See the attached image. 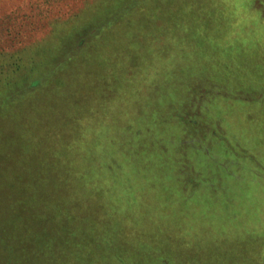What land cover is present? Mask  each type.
Listing matches in <instances>:
<instances>
[{
    "label": "rangeland",
    "instance_id": "1",
    "mask_svg": "<svg viewBox=\"0 0 264 264\" xmlns=\"http://www.w3.org/2000/svg\"><path fill=\"white\" fill-rule=\"evenodd\" d=\"M71 1L0 0L11 264H264V0Z\"/></svg>",
    "mask_w": 264,
    "mask_h": 264
},
{
    "label": "trees",
    "instance_id": "2",
    "mask_svg": "<svg viewBox=\"0 0 264 264\" xmlns=\"http://www.w3.org/2000/svg\"><path fill=\"white\" fill-rule=\"evenodd\" d=\"M57 1L60 2L61 4L63 3L65 6L66 5H69L70 6L71 3H72L71 0L69 2H68V0H41L40 4H43L44 7L43 8L40 7L41 8L40 9L41 11H39V13H41V15H43V16L50 15L51 14V10L56 5ZM68 11H72V8L71 9H68ZM5 28L6 29H9V27H5ZM6 53H7L6 50H3V48H0V56L1 57H5L7 55ZM10 55H12V54H8V56H10ZM16 61L17 60H13L12 61L15 66H17ZM4 65H5V63L2 62L1 65H0V67L1 66H4ZM3 73L4 72H2L1 75H3ZM1 77L2 78H6V76H1ZM4 82H6V81H4ZM31 86L36 87V82L33 81L30 84V87ZM22 129H23V131H26V130H28V127L26 126L24 128L22 126ZM36 129H38L39 131H41L40 130L41 128L40 129L39 128H36ZM28 131H30V130H28ZM32 131H33V129H32ZM36 134H38L37 131H34L32 133V140L33 139H35V140L37 139V135ZM24 140H26V139H24ZM37 178H40V176L38 175V177H36V179ZM14 205L16 206L17 204H15V203L9 204L10 209H11L12 206L14 207ZM20 226H21V223L15 222V221L12 222V220H10V219H7V220H5L3 222H0V243L3 245V248H4V250H3L4 251L3 257H4V259L5 258L7 259V260L5 259L6 260L5 261L6 263H2L1 262L2 264H11V263H13L12 254L11 253L14 250L13 249L14 246H12V244L16 241V237H18V241L20 242V244L22 246L21 249H24L27 246L26 244L28 243V241H29V243L30 242H33V243H36V244H38V243L41 242V239L38 240L42 236L41 233H40L41 236L40 235H35V237H33L32 235H30L27 238H23V236H27L28 235L27 234L28 232H22L21 229H20L21 228Z\"/></svg>",
    "mask_w": 264,
    "mask_h": 264
}]
</instances>
